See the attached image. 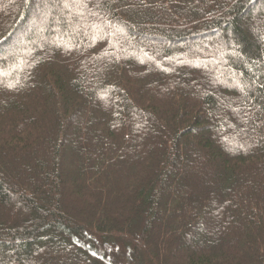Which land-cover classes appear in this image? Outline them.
Returning <instances> with one entry per match:
<instances>
[{"label":"trees","instance_id":"1","mask_svg":"<svg viewBox=\"0 0 264 264\" xmlns=\"http://www.w3.org/2000/svg\"><path fill=\"white\" fill-rule=\"evenodd\" d=\"M0 264H264V0H0Z\"/></svg>","mask_w":264,"mask_h":264},{"label":"rangeland","instance_id":"2","mask_svg":"<svg viewBox=\"0 0 264 264\" xmlns=\"http://www.w3.org/2000/svg\"><path fill=\"white\" fill-rule=\"evenodd\" d=\"M46 23H47V22H46ZM253 26H254V28H255V24H254ZM42 30H43V29H42ZM203 38H204V37H202L201 39H203ZM196 40H198V38H197V39H195V41H196ZM199 40H200V39H199ZM22 45L24 46V45H25V43H24V41H22V40H21V42H20V43H16V45H15V48H16L17 46H22Z\"/></svg>","mask_w":264,"mask_h":264}]
</instances>
